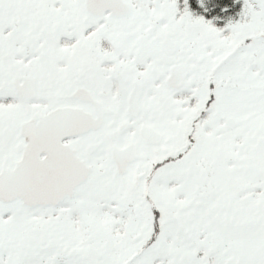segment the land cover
<instances>
[{"label": "flooded vegetation", "instance_id": "flooded-vegetation-1", "mask_svg": "<svg viewBox=\"0 0 264 264\" xmlns=\"http://www.w3.org/2000/svg\"><path fill=\"white\" fill-rule=\"evenodd\" d=\"M0 264H264V0H0Z\"/></svg>", "mask_w": 264, "mask_h": 264}, {"label": "rangeland", "instance_id": "rangeland-1", "mask_svg": "<svg viewBox=\"0 0 264 264\" xmlns=\"http://www.w3.org/2000/svg\"><path fill=\"white\" fill-rule=\"evenodd\" d=\"M240 40H241L240 37L239 38H233V42H235V41H238L239 42ZM240 53H242V52H240ZM240 53L237 54L235 57H240Z\"/></svg>", "mask_w": 264, "mask_h": 264}]
</instances>
